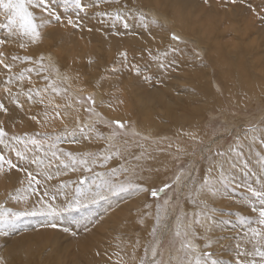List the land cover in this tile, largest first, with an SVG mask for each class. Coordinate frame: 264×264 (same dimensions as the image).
I'll return each mask as SVG.
<instances>
[{"label":"rangeland","instance_id":"374dc122","mask_svg":"<svg viewBox=\"0 0 264 264\" xmlns=\"http://www.w3.org/2000/svg\"><path fill=\"white\" fill-rule=\"evenodd\" d=\"M151 1L152 2L147 5L144 0H119V7L116 8L115 11H111L110 9L112 8V6H108V3H110L111 5L118 4L116 0H106V4H101V0H82L84 4L91 5L93 7L91 9V12L95 15L100 12L103 15H107V17H112L119 10L120 13L124 14H129L132 12L131 14L134 13L132 16L135 15L137 17H140V15L143 14L144 17H150L148 18V23L150 24H154L152 23L153 20L166 23L167 19H165V14L156 15L151 10L152 7L158 9L163 5L158 7L154 4V0ZM221 1L234 10L237 9V4H243L244 2L248 3V1L246 0H242V2H238L241 0H236L235 3H233L232 0ZM180 3L182 2L180 1ZM216 3H218L217 0H196L195 4L189 5L187 7H181L178 3L172 2V4L169 5L172 16H174L173 13H175L176 16L184 14L183 17L188 19V21H186L180 20L177 17L176 19L170 18L168 24H163L160 26V28H164L166 30V36L172 43L167 42L165 39L158 40L157 42L152 36V32H145V42H147L148 44V42L151 43L152 40L154 45L156 46L153 47V53L157 55V53L159 52H165L162 53L161 56H159L164 58L161 59L158 56H155L153 53L151 56V52H145V55H147L148 58H141L138 62L131 64L128 61V65L126 68H122L123 63H114L113 59L118 56V53V59L122 58H119L121 51H126L124 50L125 47L123 46L126 43L131 45L129 41L136 40L134 35H126L125 38L121 39H117V37L104 39L102 38V36L92 38V36L97 34V23L86 24L85 22H83L82 20L85 17L77 16L76 11H74L72 8H65L63 5V0H51V6L55 7L62 17L63 26L55 21H53L50 25L45 24V26L41 28V38L34 43L26 36L21 38L23 40H11L10 38L7 39L8 36L4 38L7 42L3 44L5 45V47H0V53H2V55H0V59H3L6 64L11 65V71L9 72L8 69L2 68L3 65H1L0 69L4 70V75L2 73L0 74V81L3 79V76H6L7 74H12L14 79H17L16 77L22 72L23 74H25V80L22 83L17 80L18 85L14 84V86L11 82L6 85L0 83V103H3L5 108H7L6 113L4 111H0V126H2L8 133V137H6L5 139L10 140L11 136L17 135L21 138L32 137L44 140L46 142L40 149H36L34 148V146L29 144V150H25L24 145L17 144V149H19L27 157L26 160H21L16 156L14 151H11L8 148H4L3 145H0V149L3 150V153L7 159H11L13 163H16L20 168H26L27 171L32 172L35 176V180H33V184H31V187H29V184L27 183L25 187H28V190H23L18 194L21 196L27 195L29 199L26 202L21 201L18 203L16 200L12 199V197L16 196L15 193H17L18 186H23V184L25 185L26 182L23 181L27 179V176L25 172L20 173V171L17 172L16 169L9 170L7 168V165L5 164L2 170H0V204H3L6 208H11L13 211L24 210L25 208H33L30 206V204L39 201L41 197H43L44 191L48 192L47 187H44L42 185V181L46 180H44L45 177H43L40 173V166L46 165L49 167H56L57 161L60 162L58 163V166L62 167L65 165L64 162L61 163V161L63 160H56L55 158H53L52 153L56 152L58 156L62 153H71L72 156L71 158L68 157L69 159L75 158L76 160L87 161L84 164V173H77L76 171L74 172V167L69 165L70 167L66 169H68L69 171H73V173L68 174L65 177V180L56 176L55 179H53L55 185L61 187V185L64 186V183H66L65 186L69 187V185H71V188L75 191V194L77 193L78 188L81 189L82 195L81 193H79L80 196H85L87 195V193H90L97 197L99 196L100 201L103 203V205L106 206H110L112 203H115V200L109 197L110 188L112 190L110 194L113 196L117 195V193L120 192V185H126L129 181L139 184L142 188H148L149 192H145V196L142 198L148 204V207L145 205V208H149L150 206L151 209L149 211L153 212L154 215L150 216L147 215L146 212L135 211L141 217V226L145 228L149 227L152 222H154V219L155 221L157 220L159 212L162 211L160 213L161 215L159 216L161 218V221L172 222V227L170 233L166 234L163 240L159 241L157 239H153L152 241L153 243L157 244V246L154 247V249H156L158 253L156 260L161 261L162 264H181L180 260L186 258L184 254L185 251L181 246L183 243L189 242L187 237H184L183 235V232L185 231L184 225L188 220L178 221L177 218L182 213L181 207L189 206L190 202L192 201L187 202L188 200L194 201L195 192L192 191V188L194 186L199 187L203 179L209 176H206V165L212 163V160L214 161V165L216 159L221 158L220 162H222V160H228V158L230 157L234 158V156L239 155V153L236 151L237 149L242 155L245 152H248L249 148L251 150L253 149L252 154L255 155L254 157L259 158V161L261 163L264 162V154H262V150L256 145L260 144L262 149H264V139L263 137H259V135L262 133L253 135L255 138H257V140L254 141L251 138L249 131H247L249 128L255 126L254 130L261 128L264 132V113L261 114V119L253 120V118L257 115L259 109H257V103H255V101L251 99L250 105L242 109L231 110L227 101H224L220 104L221 109L217 113H214L211 110H207L208 108H206L205 115H203V117L199 121L201 123L200 130L202 131L200 138H192L187 135L181 138L183 140L185 139L184 145L186 148V156L181 157L179 155V149L175 147V142H168L169 145L159 146L156 150L162 149L167 153V157H165V160L162 164L164 165L166 161L170 166L169 168L167 167L165 171L161 170L160 168V171L165 174L164 176H161V173H159L158 171L153 172V174H155L154 177L147 176V170H150L148 167H157L158 163L161 164L162 160H160L159 162L151 160L147 161V170L137 168L138 165L136 162V157H141L149 153V150L146 148L140 150V148L143 147L144 144H149V137L142 136L136 131V127L140 124V119L136 116L138 112V106H143L146 104L157 109L158 105L156 103L148 101L147 98H141L137 102L136 94L140 91L146 93V91L149 89L148 86L153 84L152 81L158 82L160 77L159 74L168 71L171 72L172 75L165 83L172 82L173 84L184 88L189 87L191 81L193 83L196 82L195 84H197L198 86H200L201 83L204 82V80H201L200 83L199 79L196 76L195 68L207 71L209 73L211 64L205 57V51H203V49L197 48L196 44L192 41L193 39L184 40L179 32L172 31L171 29H173L174 24H179L180 27L187 33V35L199 38L202 34L199 31V25H202L206 26L204 30L205 33L211 34V31L213 30L211 29V27H213L212 22L215 19L219 18V16L216 15V9L218 7ZM262 6H264V0L263 4H261V7ZM108 7H110V9ZM198 8H201L202 10H198ZM123 9H125L127 12L125 10L123 11ZM182 9L185 11H183ZM0 10L1 12H6L5 10H3V8H1ZM148 10L152 12L150 16L146 14ZM34 14L37 16L38 20L44 19L43 16H38L39 10H37ZM199 15L202 16L200 24L197 21ZM241 16L243 17V15H236L235 17L229 16L228 19L232 24H239L240 26H242ZM68 17H71L75 22H77L79 24V27L73 28L71 26H67ZM247 20L249 19L245 17V21ZM144 22L146 21L144 20L143 23L139 21L137 25L140 24V28H145ZM94 25H96V27ZM220 25L221 28H223L222 22L220 23ZM207 26L210 27L209 29L211 30H208ZM11 27H14V25H11ZM89 29L91 30L89 31ZM235 29H237L238 36L240 35L243 44H246L245 46H255L257 43H259V40L253 41L252 39H249L250 37L247 34L243 33L242 30L238 29L237 27H235ZM226 31L228 33L231 32V37ZM226 31L224 33L221 32L224 36H220L221 41L218 42L222 50L224 52H232L228 50L240 48L241 46H239L238 43L234 48L233 42L228 40V37H233V30L228 31L226 29ZM139 32L140 30L137 31V33ZM261 33L264 32L261 31ZM172 34L179 36L180 41H173L171 39ZM214 34L216 36L219 35L218 33ZM139 35L140 34H137L136 36ZM234 35L236 36V34ZM246 35L248 36L247 38ZM247 39L252 40L253 45H248L247 43H250V41H246ZM262 41H264V38L261 36V44ZM21 44H24L23 48L20 47ZM137 46L140 49L148 51L146 50L147 47L144 44H138ZM201 46H206V43L201 42ZM208 48L209 46H207L206 51H208ZM172 49H176V52H173ZM200 51H203V53H201ZM175 53H177L180 61H183V64L180 66H178L180 61L177 58H174V63H172L173 61L169 63L167 62L168 57H172V55ZM132 54H138V51H134ZM12 57H18V59L13 60ZM22 61L24 62L22 63ZM133 64L141 69L140 75L135 74L134 71L130 73L129 69H132L131 65ZM263 68L264 62L261 61V76L264 77ZM217 71L219 70L215 69L214 71H211L209 73L210 79L216 78L221 82V84H223L222 80H220L216 75ZM145 76L149 77L150 79L145 80ZM117 78H123V81L118 83L115 81V79ZM129 78H131V80ZM263 82L264 80L261 77V83ZM165 83L163 81V83L160 84L159 87L164 88ZM138 84L142 85L141 88L137 90ZM49 85L56 87L58 89V92L52 91V87H49ZM13 86L15 88H13ZM16 87L19 89H17ZM6 88H10L12 91H14L15 89V91H17L15 96L19 94V102L22 105L21 107H17V105L12 102V99H15V96L13 97V95H11L12 98L10 96H8V98L4 96V94L6 93ZM83 88H89L90 91L82 92L84 90ZM29 89L32 90L30 93L28 92ZM73 91H77L78 94L72 96ZM29 94H31V96L34 98L31 99L32 101L27 98ZM22 95L25 97H21ZM191 96H194V93ZM89 97H91V100H89ZM41 100L43 101V103H41ZM175 100L179 103L187 104L186 99H183L182 101H179L177 99ZM263 100L264 98L262 96V104H264ZM92 101H94V103ZM100 104L104 105V108H106V110H101L99 106ZM57 105H59V107H56ZM193 105L194 104H191L189 106L192 107ZM11 106H14L15 108L17 107L19 109V111L21 112L20 115H22L18 116L20 118H18L14 114H10L11 112L8 110ZM88 109H92V111H88ZM78 110L82 114V117L88 121L91 120V123L85 124L82 120L83 118L81 119L80 115L75 116V114L78 113ZM105 111H110L112 114L115 112L116 114L122 116H120V118L112 117L106 114ZM210 113H212L213 116H210ZM131 114H134V116H132ZM33 116L36 117L35 120L32 119ZM77 120L81 121L82 124H80V122L77 123ZM114 121H120L124 123L125 128L123 130L116 128V125L113 123ZM195 122L197 121L195 120L194 123ZM88 125H91V127H88ZM81 128L84 129L83 132L80 131ZM113 130L117 131L119 135L115 138L117 139L116 142L111 141L110 146L108 137L111 136ZM246 132L247 138L245 139ZM175 135H178L175 131H169V133H167L166 135V138H169L168 141H176L178 140V137ZM208 141H211L210 146H207ZM193 142L196 143L193 144ZM12 143L15 144L14 141ZM53 143L55 144L54 148L50 147V145ZM96 144H98V146H95ZM117 148L123 153V155L127 154L124 159H120L122 155L116 154ZM106 149H113V152L115 154L112 152H108ZM103 150L106 151L107 157L110 158L102 159L105 156L100 157L102 156L101 153ZM217 151H222L225 153V155L223 157H218L215 155ZM169 154H173V157L169 156ZM37 156H41V160L44 161L43 165L35 166V164H31L32 166L27 165L24 167V164L29 163L32 158ZM256 158L255 161H258L256 160ZM108 160H112L113 163L111 165H108ZM121 160H123V162H121ZM49 161H51V164H49ZM123 165H127V167H125L130 170L129 173H125L123 171L124 169L121 172V166ZM30 168H33V171H31ZM216 168L219 169L218 166H216ZM132 169H135V175H132ZM113 170H115V174H113ZM119 171L120 173H117ZM16 172L19 176L15 175ZM168 172L171 173L168 174ZM177 176L181 177L182 182L180 184L175 183ZM189 176L193 177L194 183L189 182L187 187H184L183 182ZM17 177H21L23 178V180ZM215 177L216 176H214L213 179ZM209 178L212 180L211 177ZM217 179L220 182V184H218L220 187L225 188L230 186L225 177L222 179L218 175ZM36 180L39 181V184L36 183ZM81 180L84 181L83 184H80ZM93 181H95V183H93ZM105 181L107 183H105ZM240 184L241 183L235 184L236 186L234 185L233 192L228 191V194L226 193V196H224L225 198L223 197L224 200L222 198H217L219 201H214V204H209L210 208L215 207L216 209L215 212L210 213L212 219L217 220L218 223L222 222L226 225H229L231 226V228L234 227L230 232H232L234 236L236 235V237L237 235L245 232L243 231L245 227L250 225H255V227L257 226V222L255 224L247 223L246 211H239V205L243 208L245 207L246 209L253 208V205L251 203H247L246 207L245 204L241 201L242 199H244L242 198L244 190H247L249 187L253 186L246 184L247 188H245L244 184L243 186H241ZM165 185H172V187L165 189V191L163 192H160L159 196L155 198L151 196V190H159L161 188H164ZM253 188L259 190L256 187ZM9 192L11 194H9ZM127 193L129 194L132 192ZM235 194L236 196L234 197L236 199H232L228 202L227 199ZM52 195L54 194L49 193L48 197H44L45 200L48 201L49 197ZM74 195L71 194V197L74 198ZM4 197L5 199H3ZM134 197L135 194L128 200H131ZM8 198H10V202L7 205L6 202ZM90 200H92V198L87 197L85 199H82L81 201L86 202ZM123 200L125 199H122L121 201L123 202ZM165 201H168L167 207L164 203ZM186 203H188V205ZM19 204L24 206H22L20 209ZM194 204L197 205V203ZM34 207H39V204H36ZM94 208L98 210L99 204H97ZM103 210L104 212L109 213L110 209L103 208ZM132 210H134V208H132ZM165 210H167L166 213L168 214V216L166 215V220L164 218V215H162ZM131 211L124 215L123 219H127L131 215ZM31 217L41 216L37 215L21 217L18 220H15L10 226L18 227L22 222V224H27L29 222L28 219ZM30 225H27L28 227L25 226L27 228L24 229V227L23 230H18V228H15L17 239L14 238L15 240H13L11 238L9 244H6L8 242H5L7 246L5 245L3 248L4 255H16V257L23 256L25 259L32 260L34 258H37L45 248L46 249L44 253L46 254L52 251L53 236L56 234L57 236L60 235V232L63 229L61 230L59 229V227L55 229L47 227L44 228L47 230L45 231L46 233H43L42 229H38L39 227L37 223H33ZM178 225L179 230L181 231V236L179 237L175 235L176 231L178 230ZM157 226L159 227L160 225H157L156 222L153 225L154 229H156ZM33 228L36 229V231H34L36 232L35 234H33L32 232L24 233L32 231ZM3 230V226H0V234L4 233L5 235H8L12 234L13 231L9 230L6 233L3 232ZM149 231L151 234H153V229H150ZM19 232L23 233V236H19ZM230 232H226L227 235L225 234L224 237L229 239ZM152 242L150 241L148 246H146L148 249L144 251L141 250V253L143 252L141 261H148L149 259H152ZM22 243L23 245H21ZM10 245L13 246L10 247ZM173 250H177L179 252V260L175 263L172 261L169 263L167 259V257L169 256L168 252H173ZM101 251V248L96 249L97 253H100ZM217 251L218 250H213L214 256L218 253ZM63 254L57 258H62V260L65 259L68 262L73 260V257L71 255L66 259V256ZM27 255H29V257ZM223 264H236V262L226 260L225 262H223Z\"/></svg>","mask_w":264,"mask_h":264},{"label":"bare ground","instance_id":"6f19581e","mask_svg":"<svg viewBox=\"0 0 264 264\" xmlns=\"http://www.w3.org/2000/svg\"><path fill=\"white\" fill-rule=\"evenodd\" d=\"M180 1L182 3H180ZM217 1H218V3H216V4L218 5V7L216 9V15L219 16L220 21L218 18L212 22L213 27H211V29H213V30L211 31V34L205 33L204 30H205L206 26H202V25H199V28H200L199 31L202 33L199 38L187 35V33L180 27L179 24H177V25L174 24L173 29H171V30L179 32L182 35V37L184 38V40L193 39L192 41L196 44L197 48L203 49V51H205L204 52L205 57L211 64V67L209 68V73L211 71H214L215 69H218L219 71H217L216 75L218 76V78L220 80H222L223 84H221V82L216 78L210 79V74L207 71H203L201 69L195 68L196 76L199 79L200 83H201V80H204V82H202L201 85L198 86L197 84H195L196 82L193 83L191 81L189 87L182 88L181 86H177V85L173 84L172 82L165 83L172 75V73L168 71V72L160 73L159 74L160 77H159L158 82L152 81L153 84L148 86L149 89L146 91V93L140 91V92H137V94H136L137 95V98H136L137 102L141 98H147L148 101H151V102L156 103L158 105L157 109L153 108L150 105H146V104L143 106L139 105L138 106V112L136 114V116L140 119V124L136 127V131L139 134H141L142 136H148L149 137V144L148 145L144 144V146L140 148V150L143 148L148 149L149 153L145 154L144 156H141V157H139V159H137V161H136L137 165H138L137 168L147 170L146 169V167H147L146 162L147 161L151 160V161H158L159 162L160 160H162L161 164L158 163L157 167L156 166L155 167H151V166L148 167L151 170V171L147 170V172H148L147 176H149V177H152V176L154 177V175H155V174H153L154 171H158L159 173H161L160 174L161 176H164L165 174H163L160 171V168H161V170L165 171L167 169V167L168 168L170 167L166 161H165L164 165L162 164L165 160V157H167V153L164 152L162 149L156 150L159 146L169 145L168 142L169 143L175 142L176 143L175 147L179 149V155L181 157L186 156L185 155L186 154V151H185L186 148L184 145L185 139L183 140L181 138L185 135L190 136L192 138H196V137L200 138L202 131L200 130L201 123L199 121L203 117V115H205L206 108H208L207 110H211L212 112L217 113L221 109L220 104L224 101H227L231 110L232 109L237 110V109H242L246 106H249L251 99H252L255 101V103H257V109H259L257 115L253 118V120L261 119V114L264 113V104L261 103L262 96L264 98V82L261 83V77L264 80V77L261 76V61L264 62V41H262V44H261V36L264 38V33H261V31L264 32V14H263L264 13V6L261 7V4H263V0H246V1H248V3L244 2L243 4L240 3L241 5L237 4L236 10L227 6L221 0H217ZM101 2H102L101 4H106V0H101ZM144 2H146L147 5H149L152 1L151 0H144ZM172 2L178 3L179 6H181V7H187L189 5L195 4L196 0H154V4L156 6H158V7L161 5H163V6L158 8V9L152 7L151 10L156 15H164L165 14L166 15L165 19H167V22L163 23L161 21H158L156 24H150V23H148L149 22L148 18H150V17H145L146 22H144V24H147V27H145V28H140L139 27L140 24L137 25V23H139V21L140 22H142V21L139 20V17H137L135 15L132 16L134 14V13L131 14L132 12L129 14L128 13H126V14L120 13V14H123L121 16H124L128 21L129 27L127 29H125L123 27V21L122 20L115 19L116 13L112 17H107V15H103L100 12H98V14L95 15L91 12V9L93 8L92 6H89L88 8H86L85 11L80 13L79 16L85 17L82 21L85 22L86 24L87 23H90V24L91 23L92 24L97 23L96 24L98 26L97 31H96L97 34L92 36V38L93 37L97 38V36H100V37L102 36V38H104V39H107V38L109 39L111 37H114V38L117 37V39L118 38L121 39V38H125L126 35H129V36L134 35L136 40L134 39L135 41H129V43L131 45L126 43L123 46V47H125L124 50H126V51H121V49H120L121 52L127 53V65H128V61L131 64V63L138 62L139 59H141V58H148V56L145 55V52H151L150 54L152 56L153 47H156V46L154 45L152 40H151V43L148 42V44H147V42H145V32H147V33L152 32V36L154 37L155 41H157V42H158V40L165 39L167 42L172 43L170 40H168V38L166 36V30L164 28H160V26L163 24H168V21L170 18L176 19V17H177L180 20L188 21V19L183 17L184 14L176 16V14L173 13L175 17L172 16V12H170V9H169V5H171ZM238 2H242V0L238 1ZM84 3H85V1H84ZM157 4H160V5H157ZM108 6H112L111 9H110V7H108V8L111 11H113V10L115 11V9L119 7V3L113 4V5L108 3ZM129 7H131V6H129ZM166 7H167V9H166ZM181 7H180V9H181ZM72 9L74 11H77L74 8H72ZM124 10L125 9H123V11ZM198 10H202V9L198 8ZM104 11H105V9H104ZM183 11H185V10H183ZM133 12H134V10H133ZM168 12H170V13H168ZM146 14H148V16H150L152 14V12L150 10H148ZM169 14H171V15H169ZM39 15L40 14H38V16ZM236 15L237 16L243 15V17L241 16V23H242L241 25L242 26H240L239 24H232L229 21V19H228L229 16L235 17ZM244 16L247 17V19H249V20L251 19V20L245 21ZM201 17L202 16L199 15L198 19H197L199 24H200L201 19H202ZM221 22H222L223 28H221V25H220ZM96 25H94V26L96 27ZM10 27H11V24H10V19H9V13L8 12L4 13V12H1V10H0V38L4 39L8 36L7 39L10 38L11 40L12 39L17 40V39H21V38L25 37V36L17 37V36L10 35V33H9ZM235 27L242 30L243 33L247 34L250 37L249 39H252L253 41L259 40V43H257L255 46H245L246 44L245 43L243 44V42L240 38V35L238 36V31H237V29H235ZM209 28L210 27L207 26V29L211 30ZM226 29L228 31L233 30V37L232 38L228 37V40L233 42L234 48L237 46V43L239 46H241L240 48H237V49L228 50V51H232V52H224L218 43L221 41L220 36H224L223 33L226 31ZM138 30H140L139 33H137ZM221 32H223V33H221ZM5 33H6V35H5ZM214 33H218L219 35L216 36ZM230 33L231 32H229L228 34L230 35ZM137 34H140V35L136 36ZM234 34H236V36ZM231 35H230V37H231ZM247 35H246V38L248 37ZM10 39H9V42H10ZM249 39L246 40V41H250V43H247V44L253 45L252 44L253 41L249 40ZM21 40H23V39H21ZM201 42H205L206 46L202 47ZM123 43H124V41H123ZM138 44H144L147 47L146 50H148V51L140 49L137 46ZM149 46H151V47H149ZM207 46H209L208 51H206ZM0 47L3 48V47H5V45H0ZM154 50H155V48H154ZM134 51H138V54H132ZM203 51H200V52L203 53ZM168 52H170V51H168ZM162 53H165V52H159V53H157V55H155V53H153V54L155 56L159 57L162 55ZM166 53H167V51H166ZM118 56H119V53H118ZM118 56H116L113 59V62L114 63L119 62V64H122L123 58H121V56H120L119 58H121V59H118ZM151 56H150V58H151ZM159 58L162 59L164 57H159ZM174 58L175 59L177 58L180 61V58L178 57L177 53H175L172 55V57H168L167 62L169 63V62L174 61ZM108 61H109V59H108ZM23 62L24 61H22V63ZM167 62H165V63H167ZM182 64H183V61L182 62L180 61L178 66H180ZM173 65H176V64H173ZM2 68H4V67H2ZM122 68H126L124 66V63H123ZM129 71H130V73H132V71H134V73H135L134 69H129ZM3 72H4V70L0 69V74L1 73L3 74ZM129 79L131 80V78H129ZM9 81L13 85L17 84V82H18L17 79H14L12 74H7L6 76H3V79L0 81V83L3 85H6V84H9ZM115 81L120 83L123 81V78H117V79H115ZM163 81L165 83L164 88L159 87L160 84L163 83ZM141 85L142 84H138L137 90L139 88H141ZM14 86H13V88H15ZM17 89H19V88H17ZM83 89L84 90L82 92L90 91L89 88H83ZM28 92H29V90H28ZM16 93H17V91H15V89H14V91H12L13 97L15 96ZM193 93H194V96H191ZM72 94H73L72 96H74V95H77L78 93H77V91H73ZM4 96L6 98H8L9 94L6 92L4 94ZM16 97H17V95L15 96V99H16ZM21 97H25V96L22 95ZM174 98L179 100V101L186 99L187 104L179 103ZM12 100H14V99H12ZM191 104H194V105L192 107H190L189 105H191ZM99 106H100L101 110H104V109L106 110V108H104V105L100 104ZM31 109H29V110H31ZM8 111L11 112L10 114H14L17 117L22 116V115H20L21 112L19 111V109L17 107L15 108L14 106H11V107H9ZM32 111H34V110H32ZM107 112L105 111L106 114H108L109 116H112V117L120 118V116H122V115L116 114L115 112L113 114L110 111H107ZM22 113H24V112H22ZM77 115L78 116L80 115L81 119L83 118L82 114L79 112V110H78V113L75 114V116H77ZM131 115L134 116V114H131ZM210 116H213L212 113H210ZM18 118H20V117H18ZM82 120L85 124L91 123V120L88 121L84 118ZM195 120L197 122L194 123ZM4 121H6V120H4ZM78 122H80V124H82L81 121L77 120V123ZM70 123H72V122H70ZM249 129H251V131H249V134L254 141L257 140V138H255L253 136L255 134L262 133L259 135V137H263V139H264V132L261 128L254 130V127H251ZM169 131H173V132L175 131L178 134V135H175L178 137V140L168 141L169 138H166V135H167V133H169ZM116 140L117 139L113 140V142H116ZM210 142L211 141H208V144L206 143L207 146H210ZM195 143L193 142V144H195ZM190 144H191V142H190ZM256 145L258 148H260L262 150V154H264V149H262L261 145L260 144H256ZM95 146H98V144H96ZM106 150L108 152L114 153L113 149L112 150L106 149ZM252 150L249 148L248 152H245L244 154L241 155L239 150L237 149L236 151L239 153V155L234 156V158L230 157V158H228V160H222V162H220L221 161L220 160L221 158H220V159H216L214 165H213V162H214L213 160H212V163H209L206 165V167H205L206 176L209 175V168H212L213 171H212L210 177L212 178L213 185H215L219 189V193L215 197L214 201H219L217 198H222L224 200V198H225L224 196H226V193L228 194V191L233 192L234 185L238 184V183H241L240 184L241 186H243V184H244L245 188H247L246 187V184H247V185H252L253 187L258 188L259 190H264V162L261 163L259 161V158L254 157L255 155L252 154ZM101 154H102V156H100V157H103V156L107 157L105 150H103ZM119 155H122L121 158L119 157L120 159H124L127 154L123 155V153L120 151ZM172 155L173 154H169V156L173 157ZM229 156H231V155H229ZM37 157H39L41 159V156H37ZM59 157L61 160H63V162L65 164L73 166L75 169L74 172L76 171L77 173H82L83 170H85V168H84L85 163H81L82 160H76L75 158L69 159L68 156L66 155V153L65 154H63V153L59 154ZM105 157H103L102 159H105ZM255 158L258 161H255ZM73 160H75V163L72 162ZM121 162H123V160H121ZM56 163H57L56 167H49L46 165L40 166V169H41L40 173L43 177H45L44 180H46V181H42L43 183L42 182L41 183L44 187H47L48 193L57 194L58 189H59L60 193H62V194H57L56 203H60L61 201L64 200L63 194H66L67 196L71 197V194L74 195L75 191L71 188V185H69V187L65 186L66 183H64V187H60L58 185H55L53 179H55L56 176L63 178L65 180V177L68 174L73 173V171H69L68 169H66V168H69L70 166H68V167L62 166L61 167V166H58V163H60V162L56 161ZM112 163H113L112 160H108L107 164L111 165ZM27 165L32 166L30 163H26V164H24V167ZM127 165H125V166L127 167ZM221 165H222V169H221ZM35 166H37V165H35ZM125 166L124 165L121 166V172L123 169L126 168ZM214 166H215V168H216V166H218L219 169L218 168L215 169ZM30 170L33 171V168H30ZM17 172H19V171H17ZM17 172L15 173V175L19 176ZM23 172L24 171H20V173H23ZM221 172L223 173L222 175H221ZM57 173H59V175H57ZM117 173H120V171ZM169 173H171V172H168V174ZM46 174L52 175L53 179L48 180L47 177L45 176ZM218 175L222 179L225 177V179L228 181L230 186L225 187V188L220 187L218 185V184H220V182L217 179ZM214 176H216V177L213 179ZM77 177H79V176H77ZM17 178L20 179L21 177H17ZM21 179L23 180V178H21ZM76 180H77V178H76ZM23 182H26L25 185L23 183H21V184H23V186H18L17 193H15V195H18L21 191H23L25 189L28 190V187H25V186L27 185V183L29 184V182L27 181V179ZM32 184H33V181H32ZM147 186H149V185H147ZM238 187H239V185H238ZM253 187H251V188H253ZM184 190H185V188H184ZM110 192H112L111 188L109 190V197L113 198L115 200V203H112L110 206L108 205L109 207L106 205H103V203L100 201L99 196L97 197V196H94L90 193H87V195H85V196H80L79 193H76L74 195V198L77 196H80L81 200L85 199L87 197L92 198V200L86 201V202L81 201V203L85 205L83 208L81 207L82 209L81 208L74 209L71 213H65L64 216L60 217L56 221L59 229L62 230L64 227H70L73 231L76 232V235L72 236L69 233H65L63 230H62L63 232L62 231L60 232L61 233L60 235H58V236H57V234L54 235L53 241H52L53 242L52 251H50L46 254V253H44V251L46 249L45 248L44 251H42L41 253L39 252L40 254L37 257L38 259L37 258H34L32 260L31 259H25L23 256H18V255H17L18 257H16V255H14L15 257L11 256V255L6 256L3 254V248L6 244H9L11 238L13 240H15L14 238L17 239V236H16L17 234H15V232H16L15 228H18V230H23V228L25 226L33 224V223H37V225L39 227L38 229H40V230L42 229V232L46 233L45 231H47V230L44 229V228H47L44 226V222H45L44 220L46 219L45 217H42V216L41 217H31L28 219L29 222L27 224H22L23 223L22 222L18 227H14V226H8L6 228L3 227L4 228L3 232L7 233L9 230H13V231H12V234H8V235H5L4 233L0 234V242H1L0 260L3 261V264H140L141 263V257H143V252L141 253V250L144 251V250L148 249L146 246H148L149 242L150 241L152 242L153 239H157L159 241L163 240V238L166 236V234L170 233L171 227H172V222L161 221L160 226L159 227L157 226V228H156L155 234H151L149 230L154 229L155 226L153 227V225L156 223L155 219H154V222H152V224L149 227L145 228V227L141 226V222H140L141 217L137 213V212H146L147 215H150V216L154 215L153 212L149 211L151 209V207L149 206V208H147L148 204L142 198L145 196V192L140 191V192H132L129 194L127 192H118L117 195H115V196L111 195ZM9 194H11V193L9 192ZM134 194H135V197L132 198L131 200H128L132 196H134ZM195 196H196V193H195ZM234 196H236V194L233 195L232 197L230 196L229 199H227V198L226 199L229 202L232 199H236ZM242 198H244V199H242L241 201L245 204L246 207H247V203L248 204L251 203L256 208L260 207L259 201L251 196V193L248 191V189L244 190ZM3 199H5V197ZM43 199L45 200L44 196H43ZM93 199L95 200V202H92ZM122 199H125V200H123V202H122L121 201ZM39 201L31 203L30 206L34 207L36 204H39V207H40L41 205H40ZM189 201H192V202H190L189 206L181 207L182 213L180 215L182 218L181 219L182 221L188 220L185 223L184 227L188 223H192V226H193L194 235L188 236L187 237L188 241L191 242L192 244L196 245L199 250H210L212 253H213V250H218L217 251L218 253L214 257L223 261V262H225L226 260L236 262V252H237L236 245L241 244V247L244 246L242 244L244 233L247 231V229L250 226L255 227V225H250V226L245 227L243 230L245 232L237 235V237H236V235L234 236L232 234V232H230L231 229H233L234 227L231 228V226L226 225L222 222L218 223V221L214 220V219H211L207 223H205L204 218L199 217V219L201 220V224H204V227H201L200 224L193 223V221L197 218L195 216V214L200 211V208L198 207V205L194 204L193 200H188L187 202H189ZM9 202H10V198H8V200L6 202L7 205ZM97 204H99L98 210L94 208ZM186 204L188 205V203H186ZM145 205L147 206L146 207L147 209L145 208ZM252 205H251V207H252ZM22 206H24V205L19 204L20 209ZM166 207H167V205H166ZM239 207H240L239 211H246L247 223L255 224L258 221L257 220L258 214L255 212H252L251 211L252 208L246 209L245 207L243 208L240 205H239ZM103 208H105V209L109 208L110 209L109 213L104 212ZM132 208H134V210H132ZM158 210H159V208H158ZM188 210H189V212H188ZM130 211H131V215L127 219H123V216L126 215L127 213H129ZM135 211H137V212H135ZM166 211L167 210H165L162 213V215H164L165 220L167 218L166 215L168 216ZM155 212H156V210H155ZM161 212H159V216L161 215L160 214ZM157 213H158V211H157ZM25 222H27V221H25ZM209 225L212 226V231L206 232V228ZM27 227H25L24 229H26ZM85 228H87V230H85ZM34 231H36V229L33 228L32 231H30V232H24V231L23 232L24 233H31L32 232L33 234H35L36 232H34ZM226 232L227 233L230 232V234H229L230 238L229 239L224 237ZM19 233H20V234H18L19 236L20 235L23 236V233H21V232H19ZM20 241H21V239H20ZM32 241H34V240H32ZM159 241H158V244H159ZM5 242H8V243L5 244ZM23 243L21 245H23ZM206 244H211L212 248L206 249L205 248ZM12 246L10 245V247H12ZM155 246H157V244L153 243V246H152L153 249ZM97 248L102 249V251L98 254L96 252ZM62 250H63L64 254H63ZM20 253H21V251H20ZM168 253H169V256L167 257V259H168L169 263L171 261L174 263L176 261L178 262L179 252L177 250H175V251L173 250V252H168ZM62 254L66 256L65 257L66 259L68 256L71 255L73 257V260L68 262L65 259L62 260V258H57V257H60ZM184 254H185L186 258H183L182 260H180L181 264H187L188 260H193V256L191 253H189L188 255H186V253H184ZM27 256L29 257V255H27ZM54 256H56V257H54ZM256 259L259 260L258 257ZM149 260H151V259H149ZM193 264H194V260H193Z\"/></svg>","mask_w":264,"mask_h":264},{"label":"snow or ice","instance_id":"6c2138e0","mask_svg":"<svg viewBox=\"0 0 264 264\" xmlns=\"http://www.w3.org/2000/svg\"><path fill=\"white\" fill-rule=\"evenodd\" d=\"M117 3H119V0H116ZM233 3L236 2V0H232ZM63 5L65 8H74L76 9V15L79 16L80 13L84 12L86 7H89L91 5H86L82 2V0H63ZM0 8H3L6 12L9 13V19L10 24L14 25V27H10L9 33L13 36H26L28 37L33 43L38 41L41 38V28L45 26V24H51L53 21L60 23L63 26V20L61 15L58 13L57 9L53 6H51V0H0ZM37 10H39V14L44 17L42 20H38L37 16L34 14ZM115 19L122 20L123 21V27L127 29L129 27L128 21L124 16H121L120 12L118 11L116 13ZM139 19L143 22L145 20V17L143 14L140 15ZM152 23H157V21L153 20ZM67 26H71L73 28L79 27V24L75 22L71 17L67 18ZM144 27H147V24H144ZM91 29H89L90 31ZM171 39L173 41H180V37L172 34ZM6 43V40L3 38H0V45H3ZM21 48L24 47V44L20 45ZM173 52H176V49H172ZM2 55V53H0ZM120 56L123 58L124 66L127 67V53L121 52ZM13 60L18 59V57H12ZM28 59V58H26ZM174 63V61L172 62ZM0 65H3L5 69H8V71H11V65L6 64L3 59H0ZM163 66V65H161ZM131 68L135 70V73L137 75L141 74V69L137 67L135 64L131 65ZM30 71V70H29ZM66 79V78H65ZM145 80H149L150 78L145 76ZM17 80L19 82H23L25 80V76L23 73L17 76ZM10 82V81H9ZM49 87H52V91L58 92V89L52 85H49ZM5 91L9 94V96L12 95V91L10 88H6ZM31 92V89H29V93ZM29 100L32 99L31 94L27 97ZM89 100H91V97H89ZM94 103V101H92ZM13 103L17 105V107H21L22 105L19 102V94H17L16 99L13 100ZM41 103L43 101L41 100ZM56 107H59L57 105ZM0 111L7 112V108H5L3 103H0ZM88 111H92V109H88ZM32 119H36V117H32ZM116 125V128L123 130L125 128V124L120 121H114L113 122ZM88 127H91V125H88ZM255 127V126H253ZM81 132L84 131L83 128L80 129ZM251 131V129L247 130ZM119 135V133L115 130H113L110 137H108V140L111 141L115 140V138ZM8 137V133L4 130L2 126H0V145H3L4 148H8L11 151H14L16 156L19 157L21 160H26L27 157L19 150L17 149L16 145H24L25 150L28 149V145L31 144L36 149H40L43 144L46 142L44 140L27 137V138H21L20 136L13 135L11 136L10 140H6L5 138ZM247 138V132L245 134V139ZM15 142L13 144L12 142ZM50 147L54 148L55 144H51ZM116 154H120V150L116 149ZM69 158H71L72 154L67 153L66 154ZM218 157H223L225 155L222 151H217L215 153ZM53 158L56 160H60V157L57 155L56 152L52 153ZM110 157H105V159H108ZM136 159H139V157H136ZM75 163V160L72 161ZM87 161H81V163H86ZM30 164H35L37 166L43 165L44 161L41 160L39 157H34L29 161ZM63 163V161H61ZM7 165V168L9 170L16 169L17 171H24L26 173L29 187H31L32 181L35 180V176L32 172L27 171L26 168H20L16 163H13L11 159H7L6 156L3 153V150L0 149V170H2L4 165ZM49 164H51V161H49ZM69 165L65 164L64 167H68ZM222 169V165H221ZM75 170V169H73ZM90 170V169H89ZM125 173H129L130 170L125 168L123 170ZM213 169L209 168V176L205 177L203 181L200 183L199 187H193L192 191L196 193V196L194 198V203H197L198 207L200 208V211L195 214L197 217L193 223L200 224L201 227H204V224H201V220L199 217L204 218V222L207 223L209 220L212 219L210 216V213H213L216 211L215 207H209L210 203L214 204V198L218 195L219 189L213 185L212 180L209 178L211 176ZM132 175H135V169L131 170ZM113 174H115V170H113ZM223 173L221 172V175ZM59 175V173H57ZM47 179L51 180L53 179V176L50 174H46ZM181 177L177 176L175 183L180 184ZM189 182H193V177L189 176L187 179L183 182L184 187H187ZM36 183L39 184V181L36 180ZM84 181L81 180L80 184H83ZM95 183V181H93ZM105 183H107L105 181ZM61 187H64L61 185ZM99 187V186H98ZM172 187V185H165L164 188H161L159 190H151L150 194L152 197L159 196L160 192L165 191V189ZM24 191H27L26 189ZM120 192H148V188H142L139 184L134 183L132 181H129L126 185L122 184L119 186ZM248 191L251 193V196L259 201V208H256L253 206L251 209L252 212L258 213V221L256 227H249L247 231L244 233V237L242 240V244L244 245L241 247V244L236 245V264H264V190H256L254 188L249 187ZM77 193H81V189H77ZM57 194L60 193L59 189L57 190ZM57 194H54L49 197L48 201H45L43 197H41L39 203L40 207H33L31 209L25 208L24 210L20 211H13L11 208H6L3 204H0V226L8 227L12 225V223L15 220H18L21 217L25 216H43L45 217L44 226L50 227V228H57V220L64 216L65 213H71L74 209H79L81 207H84L85 205L81 203L80 196H77L75 198L69 197L66 194L64 195V200L60 203H56L57 200ZM82 195V193H81ZM44 197H48L49 193L45 191L43 193ZM104 198V197H101ZM12 199L16 200L18 203L21 201H27L29 197L27 195L21 196L16 195L13 196ZM92 202H95L93 199ZM165 205L168 204V201L164 202ZM178 221H180L182 218L178 217ZM157 225H160L161 218L157 217ZM87 230V228H85ZM63 231L65 233H69L72 236L76 235V232L73 231L70 227H64ZM156 229H153V234H155ZM212 226L209 225L206 228V232H211ZM176 236H181V231L178 230L175 233ZM184 237L192 236L193 233V226L192 223H188L185 226V231L183 232ZM182 249L185 251L186 255L191 253L193 256L194 264H223V261L217 259L214 257V254L211 251L207 250H199L196 245L192 244L191 242H185L182 244ZM212 247L211 244H206L205 248L210 249ZM98 254V253H97ZM158 253L156 249L152 250V259L148 261H141V264H162L161 261L156 260ZM259 258L257 260L256 258ZM193 260H188L187 264H193ZM0 264H3V261L0 260Z\"/></svg>","mask_w":264,"mask_h":264}]
</instances>
